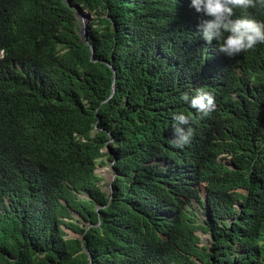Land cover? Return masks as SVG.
Segmentation results:
<instances>
[{"label":"trees","instance_id":"obj_1","mask_svg":"<svg viewBox=\"0 0 264 264\" xmlns=\"http://www.w3.org/2000/svg\"><path fill=\"white\" fill-rule=\"evenodd\" d=\"M66 1L0 0V264H264V44L205 47L189 0ZM198 88L218 107L176 148Z\"/></svg>","mask_w":264,"mask_h":264},{"label":"clouds","instance_id":"obj_2","mask_svg":"<svg viewBox=\"0 0 264 264\" xmlns=\"http://www.w3.org/2000/svg\"><path fill=\"white\" fill-rule=\"evenodd\" d=\"M257 3L264 4V0H189L185 3V6H191L196 12L210 17V19L202 20L197 24L195 38L205 47L213 43L216 50L228 59V57L233 58L243 52L253 50L257 44H264V22L257 21L246 15L234 18L235 9L247 10L248 8L256 7ZM80 12L82 11L79 10ZM76 20L78 21V19ZM181 99L187 102L188 106L184 114H174L173 116L174 138L171 143L176 148H183V146L191 142L194 134L193 121L202 120V128L203 122L210 119L218 107L215 96L203 88L196 89L195 95L191 97L185 92L182 94ZM195 139L196 135L189 145ZM113 178L112 171L111 181ZM108 186V192H110V183ZM202 245L199 240V246Z\"/></svg>","mask_w":264,"mask_h":264},{"label":"rangeland","instance_id":"obj_3","mask_svg":"<svg viewBox=\"0 0 264 264\" xmlns=\"http://www.w3.org/2000/svg\"><path fill=\"white\" fill-rule=\"evenodd\" d=\"M82 12L87 14V16H88V18H84V24L88 25V24L92 23L93 16L90 15L89 13L85 12V11H82ZM82 12H80L79 14L81 15ZM78 25H79V23H78ZM94 173L96 176H98L100 178L99 185H100L101 191L105 194L108 193V184L110 183V181L112 179V171L110 169V163L107 162V160L105 158H102L100 161H98L96 163V166L94 168ZM79 198L80 199H86L87 197H86V195H80ZM193 205H194V203H192V206ZM76 218H77V216L72 213V219L71 220L76 221ZM64 232H65V235L67 238L77 237L76 235H74L69 230L64 229ZM198 236H199L200 243L203 245H206L207 244V236L200 235V234H198Z\"/></svg>","mask_w":264,"mask_h":264},{"label":"water","instance_id":"obj_4","mask_svg":"<svg viewBox=\"0 0 264 264\" xmlns=\"http://www.w3.org/2000/svg\"><path fill=\"white\" fill-rule=\"evenodd\" d=\"M63 1L67 3L66 0H63ZM72 8L75 11V17H76V19H78L79 24H80L79 25V28H80L79 29V33H80L81 40L85 42V39H86L85 29H86V27H85V24H84V18H88V16L85 13H81V15H80L79 14V8L78 7H72ZM85 44H87V43L85 42Z\"/></svg>","mask_w":264,"mask_h":264}]
</instances>
